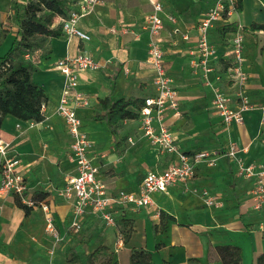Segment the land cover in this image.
Listing matches in <instances>:
<instances>
[{"label": "crops", "instance_id": "obj_1", "mask_svg": "<svg viewBox=\"0 0 264 264\" xmlns=\"http://www.w3.org/2000/svg\"><path fill=\"white\" fill-rule=\"evenodd\" d=\"M214 1L101 0L94 12L77 23L78 29L89 35V41L75 36L51 38L37 51L39 53L30 56V61L36 65L33 81L42 86L47 97L44 120L24 122L8 115L0 128V141L10 144L7 154L19 161L17 170L32 196L42 194L33 187L38 179L28 177L29 173L39 176L32 172L35 160L36 164L44 166L57 162L63 187L75 172L64 123L54 113L63 82L55 63L84 50L106 68L78 75L79 85L88 93L91 104L87 110L79 112L82 129L89 135L94 151L103 155L97 163L98 177L109 193L137 192L144 176L149 171L161 172L171 158L157 154L138 130V119L122 121L117 135L112 136L106 123L96 120L102 114L99 101L106 97L145 99L154 93V71L146 62L149 36L141 26L152 10V3L162 5L163 19L165 14L174 15L176 25L164 19V27L156 37L164 53L165 69L176 90L179 111L178 117L168 111L165 123L182 152L209 151L217 161L212 167L200 165L193 180L173 185L166 193H155L152 207L119 210L125 219L133 220L131 223L136 229L147 234V246L143 243L139 251L149 252L153 264H222L214 248L224 245L241 249L242 264H254L255 258L264 252V231L258 230V226L264 224V217L253 211L250 200L253 182L238 176L234 162L226 155L229 145L234 144L239 150L236 157L245 163L264 164V31L249 29L253 23L264 24V0H242V9L229 22L218 23L209 33L217 54V59L210 61L209 66L219 74L234 58L226 34L240 30L244 36L248 74L245 88L254 109L245 114L243 124L230 127H225L213 113L212 90L203 85L201 70L191 69V62H195V27ZM59 21L55 18V25ZM232 24L236 29L228 31L226 27ZM15 28L14 37L17 25ZM111 28L117 31L126 28L129 32L112 34ZM184 33H188V40L183 39ZM4 42H9V38ZM44 125L50 129H42ZM49 170L42 172L43 178H54ZM203 189L216 197V205H205L199 193ZM43 195L41 202L49 205L59 234L64 238L74 204L56 197L55 193ZM162 212L174 220L167 221L164 231L155 233L153 228L159 225ZM97 219L92 213L85 214L82 227ZM43 221L44 214L39 207L26 215L17 206L14 196L0 195V264H66V254L72 248L68 243L55 246L45 232ZM70 235L71 239L76 234ZM122 247H119L120 253L125 258L119 264H127V256L130 264L132 247Z\"/></svg>", "mask_w": 264, "mask_h": 264}, {"label": "built area", "instance_id": "obj_2", "mask_svg": "<svg viewBox=\"0 0 264 264\" xmlns=\"http://www.w3.org/2000/svg\"><path fill=\"white\" fill-rule=\"evenodd\" d=\"M72 10L67 18L60 19L64 36H75L81 41H89V35L77 27L79 19L95 11L101 0H73ZM152 10L148 14L141 29L148 33L147 64L154 71V93L144 99V105L138 111V130L159 156H169L171 161L161 172L149 171L143 178L137 192L120 190L109 193L105 183L98 177V160L103 158L96 153L89 135L82 129L79 112L90 107L88 93L79 85L78 75L81 72H98L105 69V65L95 60L89 53L82 50L74 57H63L55 63V68L62 77V88L55 105L54 113L62 119L69 139L70 159L74 164L75 174L68 178L60 190L59 196L73 202V212L67 228V234H76L82 228L85 214L92 213L107 226H115L116 213L124 207L132 209L148 208L154 205L152 196L155 193H166L168 188L178 183H187L195 178L200 165L212 167L216 156L208 151L187 154L176 145L169 126L165 123L168 111L179 116L176 90L172 79L168 76L164 66V53L156 39L164 27V19L176 25V17L165 14L159 2L152 3ZM75 7V8H74ZM239 12L238 0H215L202 15L195 27L196 46L193 51L195 62H191L193 71L201 70L200 77L203 85L212 90L211 108L225 127L241 125L247 112L254 109L245 88L248 74L245 68L244 36L242 31L226 34L233 60L222 73H216L209 62L217 59L216 48L210 42V31L220 22H229L231 17ZM178 31L177 28L174 29ZM112 34L127 33L123 28L117 31L111 28ZM188 40V33L183 34ZM28 58V56H26ZM213 75L212 79L209 75ZM228 89L229 92L225 91ZM45 104L42 106L44 112ZM131 143V140L128 139ZM10 144L0 141V195H12L22 205L28 208L39 207L44 214L45 231L58 244L63 238L60 236L51 209L47 203L37 202L29 193L22 174L17 170L19 161L8 156ZM239 152L234 144H230L226 155L234 162L238 176L253 182L250 200L253 211L264 217V164L255 162L245 163L236 157ZM205 205H216V197L203 189L201 191ZM264 231V224L258 226ZM122 246L119 238L117 247Z\"/></svg>", "mask_w": 264, "mask_h": 264}, {"label": "trees", "instance_id": "obj_3", "mask_svg": "<svg viewBox=\"0 0 264 264\" xmlns=\"http://www.w3.org/2000/svg\"><path fill=\"white\" fill-rule=\"evenodd\" d=\"M73 3V0H29L17 5L16 35L8 52L0 57V128L4 117L8 115L24 122L40 123L44 120L42 106L47 97L42 86L33 81L32 75L36 65L30 61V56L43 49L48 39H59L64 36L62 24L59 21L55 25V18H67L73 9ZM238 8L242 9V0H238ZM233 26L232 24L226 28L228 31H234L236 27ZM249 29L264 31V24L253 23ZM5 38L6 32H0V42ZM143 105L144 99L113 100L106 97L99 101L102 114L97 116L96 120L104 121L115 137L120 123L124 120L137 119L138 111ZM33 198L41 202L44 195L38 194ZM16 204L26 215L30 214L32 208L22 205L18 200ZM168 220L174 219L163 212L160 213V223L153 228L154 232L164 231ZM122 224L125 225L127 222L124 221ZM70 251L72 259L68 262H77L79 260L77 253L73 249ZM214 252L222 264H242L241 249L238 246H216ZM130 264H153L152 256L147 251H132ZM254 264H264V252L255 258Z\"/></svg>", "mask_w": 264, "mask_h": 264}, {"label": "rangeland", "instance_id": "obj_4", "mask_svg": "<svg viewBox=\"0 0 264 264\" xmlns=\"http://www.w3.org/2000/svg\"><path fill=\"white\" fill-rule=\"evenodd\" d=\"M21 1H25V0H0V32H6V38L1 40L0 42V48L2 49L3 56L10 49L12 41L14 39V32L16 29L15 27L17 25L16 22L14 21L15 9L17 5L22 4ZM8 38H9V42H6V44H4L5 43L4 41ZM35 55L36 54H33V56ZM149 94L150 92H148L146 96H148ZM42 129L49 130L50 126L44 125ZM92 132L96 136L100 135V133L96 134L94 131ZM42 147L46 149L45 146L42 145ZM41 159H43V156H41ZM36 161L37 160L33 162V164L34 163L35 164L34 166H32V172H34V174L38 173L37 175L39 176L35 177L33 176V174L32 175L30 173L28 174V177L30 179L32 178L38 179L36 184L33 185L34 189H36L35 191L37 193H42V194L55 193V196L59 198L60 197L59 193L60 190L62 189V187L60 186L61 185L60 176L62 174L60 173L59 170L60 168L59 164L57 162H52L48 166H44L43 164L41 165L36 164ZM45 169L46 171H48L49 169L51 170L52 173L51 178H53L54 176L53 179L43 178L42 172L45 173ZM30 179L27 180L30 181ZM199 193H201V191ZM120 211L116 213L115 217L117 218V220L115 226H107L102 220L98 218L97 220H92L90 222H87L86 226L82 227L80 231L76 233V235L71 239H70L71 235H67V237L64 236L63 240L58 244H56L52 239L51 242L55 244V246L68 243V246L76 251L79 260L77 262H68L72 259L71 251L68 250L66 254V264H119L120 261H123V259L125 258L124 256L122 257L120 253L121 250L120 248L117 247L119 238H121L122 241V245H123L122 248L125 249L127 247L128 248L132 247L130 252L135 251L136 249H138L137 251L142 250L143 243L144 245L147 246V239H146L147 234L143 233L141 229H136L134 224L131 223L133 222V220L125 219V217H123L121 213L119 214ZM124 221H126L127 224L123 225L122 222ZM43 223L45 224L44 221ZM47 235L50 238V235L48 233ZM93 241H94V246L92 247ZM127 264H129L128 256H127Z\"/></svg>", "mask_w": 264, "mask_h": 264}]
</instances>
